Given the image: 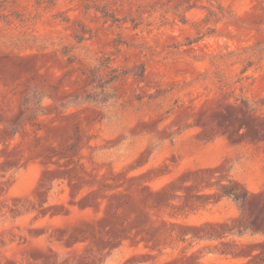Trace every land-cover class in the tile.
I'll use <instances>...</instances> for the list:
<instances>
[{
    "label": "rangeland",
    "instance_id": "obj_1",
    "mask_svg": "<svg viewBox=\"0 0 264 264\" xmlns=\"http://www.w3.org/2000/svg\"><path fill=\"white\" fill-rule=\"evenodd\" d=\"M0 264H264V0H0Z\"/></svg>",
    "mask_w": 264,
    "mask_h": 264
}]
</instances>
